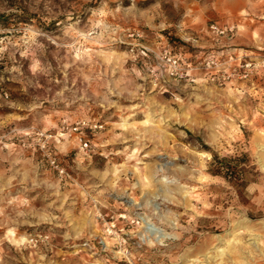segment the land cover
Returning <instances> with one entry per match:
<instances>
[{
  "label": "rangeland",
  "instance_id": "rangeland-1",
  "mask_svg": "<svg viewBox=\"0 0 264 264\" xmlns=\"http://www.w3.org/2000/svg\"><path fill=\"white\" fill-rule=\"evenodd\" d=\"M0 264H264V4L0 0Z\"/></svg>",
  "mask_w": 264,
  "mask_h": 264
},
{
  "label": "built area",
  "instance_id": "built-area-1",
  "mask_svg": "<svg viewBox=\"0 0 264 264\" xmlns=\"http://www.w3.org/2000/svg\"><path fill=\"white\" fill-rule=\"evenodd\" d=\"M254 1H260L264 4V0ZM208 28L209 31L216 36H225L228 33H233L236 29V25H222L213 21L209 24ZM133 52H136V59H142L147 65L151 66L153 73L165 75L176 81L188 80V78L192 75L190 72L191 63L184 61L183 58H181L178 53L173 52L172 49L164 48L159 51H154L149 47L142 46L141 49H137V51L133 49ZM88 127L91 128V125L87 124L86 121H82L78 123V127H75V129H80L81 134H83V130ZM79 142L82 150H89V143L87 139L85 140L83 136H80ZM50 162L60 173L65 172V169L59 164L55 157H52Z\"/></svg>",
  "mask_w": 264,
  "mask_h": 264
},
{
  "label": "trees",
  "instance_id": "trees-1",
  "mask_svg": "<svg viewBox=\"0 0 264 264\" xmlns=\"http://www.w3.org/2000/svg\"><path fill=\"white\" fill-rule=\"evenodd\" d=\"M214 159L216 160L218 171H212L213 173L222 174L227 179L231 177V174L235 173L236 167L230 166V163L226 159L219 158L216 153L214 154Z\"/></svg>",
  "mask_w": 264,
  "mask_h": 264
},
{
  "label": "bare ground",
  "instance_id": "bare-ground-1",
  "mask_svg": "<svg viewBox=\"0 0 264 264\" xmlns=\"http://www.w3.org/2000/svg\"><path fill=\"white\" fill-rule=\"evenodd\" d=\"M148 120H149V116H148ZM236 238V237H235ZM236 241H238V238H236V240H235V242ZM240 242H242L241 240H239ZM238 241V242H239ZM240 247H241V245H235V253L237 252V251H239L240 250ZM224 253V250H223V252L221 253V254H223Z\"/></svg>",
  "mask_w": 264,
  "mask_h": 264
}]
</instances>
